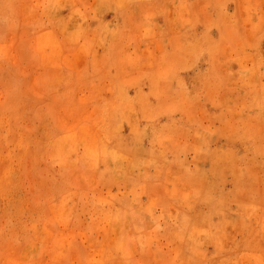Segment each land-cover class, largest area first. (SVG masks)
<instances>
[{
	"label": "rangeland",
	"instance_id": "rangeland-1",
	"mask_svg": "<svg viewBox=\"0 0 264 264\" xmlns=\"http://www.w3.org/2000/svg\"><path fill=\"white\" fill-rule=\"evenodd\" d=\"M0 264H264V0H0Z\"/></svg>",
	"mask_w": 264,
	"mask_h": 264
},
{
	"label": "bare ground",
	"instance_id": "bare-ground-1",
	"mask_svg": "<svg viewBox=\"0 0 264 264\" xmlns=\"http://www.w3.org/2000/svg\"><path fill=\"white\" fill-rule=\"evenodd\" d=\"M146 160V159H145Z\"/></svg>",
	"mask_w": 264,
	"mask_h": 264
}]
</instances>
